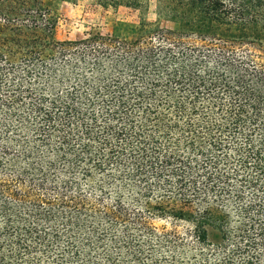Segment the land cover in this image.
Instances as JSON below:
<instances>
[{"label": "trees", "instance_id": "obj_1", "mask_svg": "<svg viewBox=\"0 0 264 264\" xmlns=\"http://www.w3.org/2000/svg\"><path fill=\"white\" fill-rule=\"evenodd\" d=\"M62 1L0 0V264H264V0L57 41Z\"/></svg>", "mask_w": 264, "mask_h": 264}, {"label": "rangeland", "instance_id": "obj_2", "mask_svg": "<svg viewBox=\"0 0 264 264\" xmlns=\"http://www.w3.org/2000/svg\"><path fill=\"white\" fill-rule=\"evenodd\" d=\"M128 2L132 7L116 9L117 4ZM58 21L55 28L57 41H80L88 34H115L125 39L139 35L140 18L147 22L155 21V6L149 0H64L57 4ZM157 27L175 30V23L163 21ZM257 63L264 65V49L257 46L251 49ZM157 227L170 228L169 223L158 221ZM177 229H182L179 225ZM213 235L211 234V239Z\"/></svg>", "mask_w": 264, "mask_h": 264}, {"label": "crops", "instance_id": "obj_3", "mask_svg": "<svg viewBox=\"0 0 264 264\" xmlns=\"http://www.w3.org/2000/svg\"><path fill=\"white\" fill-rule=\"evenodd\" d=\"M127 9L128 10V7H126V6H122V5H118V6H116V9Z\"/></svg>", "mask_w": 264, "mask_h": 264}]
</instances>
